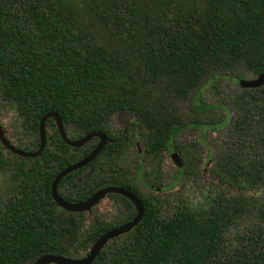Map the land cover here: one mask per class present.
<instances>
[{"label": "trees", "instance_id": "1", "mask_svg": "<svg viewBox=\"0 0 264 264\" xmlns=\"http://www.w3.org/2000/svg\"><path fill=\"white\" fill-rule=\"evenodd\" d=\"M121 51L132 57L128 72H120ZM239 61L256 76L264 71V0H0V110L17 116L25 142L16 147L37 149L39 121L48 111L60 116L70 139L104 132L105 144L89 163L61 177L58 194L79 202L116 186L143 206L140 221L122 234L129 238L110 250L119 235L107 241L91 264H264V84L239 87L230 97L229 125L210 166L217 190L205 211L180 206L163 215L159 200L139 191L126 162L135 154L131 163L153 189L163 152L187 151L174 142L186 125L175 101ZM218 105L203 108L221 111ZM0 125L12 143L1 119ZM44 129L39 156L7 150L10 161L0 150V170L11 172V191L0 209V264H33L44 254L80 258L115 226L95 217L86 229L84 212L60 208L51 196L56 173L88 155L98 138L72 147L52 117ZM197 163L175 164V178L193 173ZM259 191L261 224L227 241L228 226L256 207ZM110 194L132 207L126 223L135 207Z\"/></svg>", "mask_w": 264, "mask_h": 264}, {"label": "rangeland", "instance_id": "2", "mask_svg": "<svg viewBox=\"0 0 264 264\" xmlns=\"http://www.w3.org/2000/svg\"><path fill=\"white\" fill-rule=\"evenodd\" d=\"M92 31L100 39L104 38V34L100 29L93 27ZM119 58L121 61V64H119L120 72H128L132 69L133 60L128 52H119ZM219 71L223 74L204 82L195 93L190 91L175 101L177 117H180L186 125L177 133L174 142L182 147V150L187 148V151L181 153L176 149L170 148L163 152L160 164V180L157 184H154L153 189H148L144 185L143 176L140 175L141 171L136 169L131 163L136 161V155L132 154L126 160V162H130V175L134 176L133 180L138 186L139 191L144 195L151 194L158 199L157 206L163 215L170 214L174 208L180 206L201 213L208 208L217 190L213 177L210 174V166L214 161L213 158L219 141L224 135L226 127L229 125L231 115V112H229L230 97L240 89L234 83V80H238L236 78L238 76L239 79L244 80L256 77L242 61L221 68ZM203 104H219L218 108L221 111L216 108L208 111L203 108ZM221 117L222 119L218 121ZM194 118L202 124L199 122V124L190 123L191 119ZM0 119L3 122L6 135L10 141L15 146L22 145L25 142V137L22 135V129L19 128V121L17 120L15 112L7 108H2L0 110ZM113 126L118 128L121 124L113 119ZM137 145L139 153H142L143 142L141 137L138 139ZM0 150H2L3 154L10 161L14 158L10 154H7V150L2 149L1 146ZM172 153L178 155L182 165H185L187 160H190L193 164L197 163V159H200V161H198L196 167L193 166V173L175 178L177 166L171 158ZM144 160L145 167L143 171H148L151 165L150 159L144 157ZM122 173L124 171L118 172L117 174L120 175ZM10 176L11 172L9 170H0V209L4 206L6 196L11 191ZM232 193L234 196L237 195L234 191ZM262 195L263 193L259 191L256 195V207L241 215L240 219L228 226L226 230L227 241L231 242L238 236L245 237L256 225L261 224L257 209L260 205ZM128 209L133 210L125 199L111 195L110 193H105L95 201L90 209L83 211L85 218L84 228L87 229L95 217H100L103 221L115 225L114 227L122 225ZM128 238L127 234L119 235L115 240H111L108 243L109 245L107 244V250L112 249L113 245H118ZM83 255L84 252L81 253V256Z\"/></svg>", "mask_w": 264, "mask_h": 264}, {"label": "water", "instance_id": "3", "mask_svg": "<svg viewBox=\"0 0 264 264\" xmlns=\"http://www.w3.org/2000/svg\"><path fill=\"white\" fill-rule=\"evenodd\" d=\"M263 84H264V71L259 73L253 79H248V80L238 79L237 80V85L239 87L251 88V87H258ZM49 117H52L54 119L55 126L57 128V131L61 139L66 144L72 147H80L92 137L98 138V143L88 155H86L79 161H76L75 163L67 165L66 167H64L63 169H61L59 172L56 173L51 183V196H52V199L55 201V203L60 208H63L67 211L83 212L85 210L90 209L91 206L95 203V201L99 197L103 196L105 193H118V194L125 196L128 200H130V202L133 204L136 210L135 215L129 221L102 233L95 240V242L92 244V246L89 248L88 252L84 256L80 258H72V257L63 256V255L44 254V255L39 256L33 262V264H91L107 241H109L110 239L118 235L128 232L130 229H132V227H134L140 221V219L142 218L144 209L138 197L130 190L124 189L122 187L105 186L95 191L88 198L82 201H79V202L66 201L58 194L57 185L61 177L89 163L96 156V154L99 152L101 147L105 144L106 134L104 132L92 131L78 139H70L64 133L60 116L54 111H48L40 118V121H39V144L35 151H32V152L25 151V150H22L21 148L16 147L14 144L10 143L4 137V130L1 125H0V143L5 147V149H7L8 151H10L11 153L15 155H18L24 158L39 156L43 148L45 147V143H46L44 120ZM171 158L174 160L175 164H177L179 167L182 166V162L176 153H172Z\"/></svg>", "mask_w": 264, "mask_h": 264}, {"label": "flooded vegetation", "instance_id": "4", "mask_svg": "<svg viewBox=\"0 0 264 264\" xmlns=\"http://www.w3.org/2000/svg\"><path fill=\"white\" fill-rule=\"evenodd\" d=\"M0 144H1V143H0ZM12 144H13V143H12ZM1 145H2V144H1ZM1 145H0V146H1ZM2 146H3V145H2ZM3 147H4V146H3ZM4 149H5V147H4ZM5 150H7V149H5ZM14 155H15V154H14ZM11 156H12V155H11ZM17 156H18V155H17ZM20 157H21V156H20ZM23 158H24V157H23Z\"/></svg>", "mask_w": 264, "mask_h": 264}]
</instances>
